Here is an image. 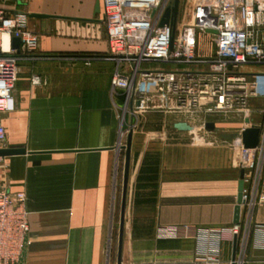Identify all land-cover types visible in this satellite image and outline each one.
Wrapping results in <instances>:
<instances>
[{"label":"crops","instance_id":"0c3cea01","mask_svg":"<svg viewBox=\"0 0 264 264\" xmlns=\"http://www.w3.org/2000/svg\"><path fill=\"white\" fill-rule=\"evenodd\" d=\"M6 7L27 14L39 36L37 52L20 62L15 110L0 113L3 149L26 152L0 157V182L25 193L29 213L18 264L118 263L130 130L121 262L193 264L194 240L162 239L157 229L234 225L241 169L232 140L242 127L216 121L198 144L175 127L186 117L124 113L123 92L111 86L115 63L108 59L102 0H18ZM81 58L97 59L87 65ZM242 72L254 77L264 66ZM253 226H264V206L256 208ZM233 244L223 245L225 264ZM250 258L262 260L264 251L251 249Z\"/></svg>","mask_w":264,"mask_h":264},{"label":"built area","instance_id":"2783aa9c","mask_svg":"<svg viewBox=\"0 0 264 264\" xmlns=\"http://www.w3.org/2000/svg\"><path fill=\"white\" fill-rule=\"evenodd\" d=\"M15 1L0 0V113L15 110L13 92L20 62L39 47V36L29 28L28 15L7 9L6 5ZM169 5L168 0H102L108 59L115 63L111 86L123 92L124 113L186 117L194 143L207 132L206 125L219 117H242L245 126L232 147L237 150L239 168L245 171L244 203L237 225L160 226L157 235L168 240H194L193 264H224L223 245L235 239V260L226 264H264V259L250 258L251 249L264 251V226H253L256 208L264 206V108L259 111L262 122L257 125L250 106L252 99L264 101V74L249 77L242 72L245 67L264 66V1L193 0L189 20L177 23L175 30L170 25L159 26ZM202 35L215 43L210 57L197 55ZM14 38L20 39L19 51L13 48ZM81 59L89 65L97 58ZM41 82L40 77L33 78L35 85ZM250 126L261 129L255 149H246L242 140L243 131ZM5 135L0 121V149ZM29 231L25 193H12L0 182V264L19 263Z\"/></svg>","mask_w":264,"mask_h":264},{"label":"water","instance_id":"95a60500","mask_svg":"<svg viewBox=\"0 0 264 264\" xmlns=\"http://www.w3.org/2000/svg\"><path fill=\"white\" fill-rule=\"evenodd\" d=\"M180 2L181 0H173V3L169 5L165 13L163 15L162 20L160 21L159 26L163 27L165 25H170L175 30L179 12H180ZM100 12V4L96 7V13ZM32 17L35 18H52L53 16H46V15H34ZM211 34H217L216 31H210ZM13 48L19 51L20 49V39L14 38L13 39ZM246 123L249 124L250 121L246 120ZM177 129L181 131H190L191 127L188 126L186 123H178L175 126ZM206 129L208 131H213L215 129V124L210 122L206 125ZM261 129L256 126H250L246 128L242 133V140L244 147L246 149H255L259 144ZM132 138H133V131L130 130L128 134L127 143L125 145L126 150V159H125V174H124V191H123V200H122V208H121V225H120V248H119V259L117 264H122L121 262V251H122V243H123V229H124V221H125V206H126V195H127V185L129 180V168H130V158H131V147H132ZM25 150H13V149H0V157H9L14 155H22L25 154ZM244 174L245 171L242 169L240 172V181L238 186V197H237V205L234 210V219L233 223L235 225L239 224L241 221V207L244 203L243 201V189H244ZM237 252V240H234L233 244V255L232 260H235Z\"/></svg>","mask_w":264,"mask_h":264},{"label":"rangeland","instance_id":"374dc122","mask_svg":"<svg viewBox=\"0 0 264 264\" xmlns=\"http://www.w3.org/2000/svg\"><path fill=\"white\" fill-rule=\"evenodd\" d=\"M169 4L171 5L173 3V0H168ZM193 0H181L180 2V12H179V18H178V24H183V22H186L189 20V14H188V10L190 8V5L192 4ZM215 43L212 40L211 37L208 36H200L199 40H198V47H197V55L200 57H210L214 54L215 51ZM250 80V79H249ZM252 80V79H251ZM250 106L254 110L260 111L264 108L262 103L256 102V100L252 99L250 101ZM256 106V108H255ZM236 117V119H235ZM251 118L255 119L254 122H259L262 119V115L260 114V112H254V114L251 116ZM236 120V121H235ZM218 122H222L223 126L226 127H231L233 123H238V126L240 125V127H244L245 126V121L242 120V117L237 116V115H229V116H222L219 117ZM234 121V122H232ZM234 126V125H233ZM190 135V134H189ZM206 135L204 132L200 134L199 136V140L196 141V143L201 144L203 141V136ZM191 136V135H190ZM192 138V137H191ZM236 140V138H234L232 140V142L234 143V141ZM234 149V148H232ZM233 152L235 153V158L236 161L238 160V154H237V150L234 149ZM228 259V256L224 257V264L226 262V260Z\"/></svg>","mask_w":264,"mask_h":264},{"label":"bare ground","instance_id":"6f19581e","mask_svg":"<svg viewBox=\"0 0 264 264\" xmlns=\"http://www.w3.org/2000/svg\"><path fill=\"white\" fill-rule=\"evenodd\" d=\"M5 42H6V43H8V40H7V38H5Z\"/></svg>","mask_w":264,"mask_h":264}]
</instances>
